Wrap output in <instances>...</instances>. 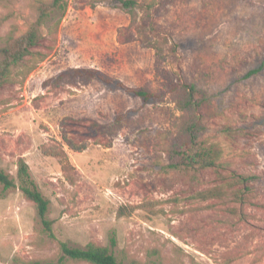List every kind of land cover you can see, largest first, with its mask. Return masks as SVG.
I'll return each instance as SVG.
<instances>
[{
	"label": "rangeland",
	"instance_id": "rangeland-1",
	"mask_svg": "<svg viewBox=\"0 0 264 264\" xmlns=\"http://www.w3.org/2000/svg\"><path fill=\"white\" fill-rule=\"evenodd\" d=\"M67 1L57 29L42 27L35 54L0 84V170L16 177L26 159L56 238L72 246L115 237V252L142 264H264V0H139L134 19L108 0ZM38 2L0 0V46L30 28ZM75 67L158 96L57 82ZM190 84L198 99L183 109ZM191 132L214 164H171ZM62 150L70 171L53 155ZM241 175L253 176L248 188ZM212 187L250 201L197 196ZM124 206L135 208L120 215ZM59 254L35 204L0 186V264Z\"/></svg>",
	"mask_w": 264,
	"mask_h": 264
},
{
	"label": "trees",
	"instance_id": "trees-1",
	"mask_svg": "<svg viewBox=\"0 0 264 264\" xmlns=\"http://www.w3.org/2000/svg\"><path fill=\"white\" fill-rule=\"evenodd\" d=\"M115 7L129 12L133 19L136 15V9L141 4L139 0H108ZM68 8L67 0H39L37 5V18L30 28L20 36H10L5 44L0 46V84L8 78L12 71L23 64L24 60L34 55V47L40 42L42 38L41 28L47 26L49 32L57 29L61 18L64 16ZM34 67H30L27 73H30ZM63 79L70 80H94L98 79L107 84L113 85L117 88L124 89L127 92H132L136 96L148 101L158 95L149 91L146 88L128 86L120 80H116L95 68H69L58 76L57 82ZM186 96L181 98V108L193 107L197 101L196 87L194 85H185ZM120 118V117H119ZM93 132L99 133L102 131L101 125H93ZM191 130V129H190ZM192 133V132H191ZM184 140L182 146H176L172 149L173 166L183 165L186 167L209 166L215 163L216 151L210 148H203L196 144L197 136L192 133ZM194 144V146H193ZM74 147L73 143H69ZM53 155H60L63 162V170H72V165L68 161L67 153L62 150L61 153H53ZM236 178V177H235ZM253 176L241 175L236 178V182L244 184L246 188L247 182ZM74 182L75 179L71 177ZM0 186L3 192L20 189L24 197L33 202L38 210L41 218L43 229L49 237L56 240L60 254L57 258L48 260L33 259L21 261L16 258L15 262H22V264H72L75 262H88L90 264H142L140 260L130 257L126 254H117L114 250L117 242L115 237H111L109 245L97 244L90 242L83 247L72 246L66 241L58 240L53 231V221L48 218L47 213L49 210L50 200L46 198L39 189L36 181L32 178L30 166L24 157H20L17 161V176H13L10 172L0 170ZM228 194L235 200L249 202L248 191L243 189H235L230 193H223L220 187L207 188L197 193L202 199L221 198ZM135 207L124 206L119 209V214H130ZM159 256L162 254L160 250L155 249L150 253V256ZM152 264H162V260L151 259Z\"/></svg>",
	"mask_w": 264,
	"mask_h": 264
}]
</instances>
